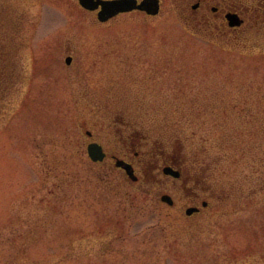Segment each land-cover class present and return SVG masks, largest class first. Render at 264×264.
<instances>
[{"label": "rangeland", "instance_id": "obj_1", "mask_svg": "<svg viewBox=\"0 0 264 264\" xmlns=\"http://www.w3.org/2000/svg\"><path fill=\"white\" fill-rule=\"evenodd\" d=\"M0 1L26 30L0 120V264H264V28L212 43L186 0L106 23L78 0ZM88 131L120 155L131 133L141 180L93 162Z\"/></svg>", "mask_w": 264, "mask_h": 264}, {"label": "flooded vegetation", "instance_id": "obj_2", "mask_svg": "<svg viewBox=\"0 0 264 264\" xmlns=\"http://www.w3.org/2000/svg\"><path fill=\"white\" fill-rule=\"evenodd\" d=\"M109 1V0H106ZM141 1V0H138ZM161 1V0H160ZM188 3V11L190 12L191 18L190 20H186L187 24L193 23L196 24L199 31L205 34L206 38L212 43H217L219 39L227 38L230 41L235 42L242 38L243 32L245 28H264V0H256L255 4H246V0H186ZM254 1V0H253ZM252 2V0H251ZM72 57V56H71ZM73 62V57L71 64ZM70 64V65H71ZM87 135L89 137V142L87 144V151L89 145L92 143H97L102 146L104 153L106 154L107 159H111L112 161H122L127 165H130L134 171L135 177L137 178L136 182L141 180V173L139 172V163L137 159L139 158V152L134 151V157L131 158V152L136 150V142L135 140L131 141L132 138L131 133H128L125 137L122 134L123 140H120V144L125 147L122 155L119 154L118 149L115 148L112 150H108V148L93 139V133L88 131ZM141 142L139 141L138 145ZM131 151V152H130ZM149 162L151 165V144L149 148ZM177 163L166 162L164 164L163 173L166 169H170L173 172H179V178L176 179L170 175H166L169 178H173L176 181H180L185 183L187 180L184 177V172L182 169L177 168ZM151 168V166H150ZM122 170L124 173L125 170L121 168H117ZM197 207V206H196ZM209 207V206H208ZM203 208V209H207ZM201 211L194 213L189 217H194L195 215L200 214Z\"/></svg>", "mask_w": 264, "mask_h": 264}, {"label": "trees", "instance_id": "obj_3", "mask_svg": "<svg viewBox=\"0 0 264 264\" xmlns=\"http://www.w3.org/2000/svg\"><path fill=\"white\" fill-rule=\"evenodd\" d=\"M0 1V120L7 113V98L19 79L18 57L25 33L22 16L8 11Z\"/></svg>", "mask_w": 264, "mask_h": 264}, {"label": "water", "instance_id": "obj_4", "mask_svg": "<svg viewBox=\"0 0 264 264\" xmlns=\"http://www.w3.org/2000/svg\"><path fill=\"white\" fill-rule=\"evenodd\" d=\"M80 5L89 11H96L100 9L98 12L97 18L99 22H107L110 19L118 16L121 13H129L135 10L146 12L148 15H158L160 12V1L159 0H142L139 2L138 0H79ZM67 64H70L71 58H67ZM89 156L94 162H101L105 159V153L103 148L98 144H91L88 149ZM117 167L124 168L128 174V176L136 181L137 178L134 175L133 169L130 165L123 163L122 161L116 162ZM166 174H171L172 176L178 178L179 173L173 172L170 169L165 170ZM161 200L168 205H173V199L169 195H163ZM203 206H207V203H203ZM199 211L197 207H190L186 210V214L188 216Z\"/></svg>", "mask_w": 264, "mask_h": 264}]
</instances>
